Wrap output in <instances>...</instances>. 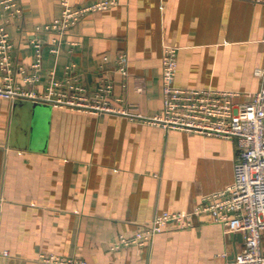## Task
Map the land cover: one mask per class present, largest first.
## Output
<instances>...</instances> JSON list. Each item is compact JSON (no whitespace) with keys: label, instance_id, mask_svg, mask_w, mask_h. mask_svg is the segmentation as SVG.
I'll list each match as a JSON object with an SVG mask.
<instances>
[{"label":"crops","instance_id":"1","mask_svg":"<svg viewBox=\"0 0 264 264\" xmlns=\"http://www.w3.org/2000/svg\"><path fill=\"white\" fill-rule=\"evenodd\" d=\"M60 0H20L6 12L11 66L35 61V28L59 16ZM96 0H72L80 8ZM38 90L51 72L96 89L113 81V97L148 117L161 112L166 44L177 48L174 84L238 93L250 101L264 86V0H118L85 16L55 58L49 33H37ZM126 56L125 82L113 74ZM140 89V90H139ZM233 139L162 130L138 119L0 98V264H42L41 253L86 264H218L240 249L239 234L195 218L166 229L150 248L110 250L120 234L161 212H187L204 195L234 182Z\"/></svg>","mask_w":264,"mask_h":264},{"label":"built area","instance_id":"2","mask_svg":"<svg viewBox=\"0 0 264 264\" xmlns=\"http://www.w3.org/2000/svg\"><path fill=\"white\" fill-rule=\"evenodd\" d=\"M20 0H0V19L6 12L19 13ZM118 0H96L94 3L74 7L72 0H60L59 16L42 27L35 28L31 41L35 61L29 67L11 66L12 46L5 23L0 20V98H15L49 103L60 109L100 115L119 114L159 126L168 132L187 131L200 135L235 140L237 154L233 167L234 182L218 192L204 195L201 202L187 212H161L137 227L131 235L120 234L110 243V250L120 251L130 246L150 248L154 237L166 229H186L195 218L221 226L225 234H240L241 247L232 258L223 252L218 264H264V86L254 92L250 101L234 103L238 93L212 89L180 88L174 84L177 70V48L166 44L162 62V108L159 114L148 117L114 98L113 81H104L96 89L80 86L71 80L66 67L63 80L51 72L41 90L39 84L42 48L38 34L49 33V52L55 58L62 51L63 38L72 27L87 15L107 10ZM126 56L119 54L117 73L125 82ZM264 74V70L257 72ZM140 90V89H139ZM8 257L2 251L0 257ZM37 261L42 264H86L76 257L41 253Z\"/></svg>","mask_w":264,"mask_h":264},{"label":"water","instance_id":"3","mask_svg":"<svg viewBox=\"0 0 264 264\" xmlns=\"http://www.w3.org/2000/svg\"><path fill=\"white\" fill-rule=\"evenodd\" d=\"M235 238H237L238 239V241H241V239H242V237H241V235L239 234V235H237Z\"/></svg>","mask_w":264,"mask_h":264},{"label":"rangeland","instance_id":"4","mask_svg":"<svg viewBox=\"0 0 264 264\" xmlns=\"http://www.w3.org/2000/svg\"><path fill=\"white\" fill-rule=\"evenodd\" d=\"M264 245V244H263Z\"/></svg>","mask_w":264,"mask_h":264}]
</instances>
